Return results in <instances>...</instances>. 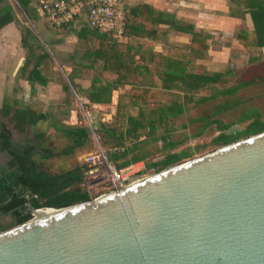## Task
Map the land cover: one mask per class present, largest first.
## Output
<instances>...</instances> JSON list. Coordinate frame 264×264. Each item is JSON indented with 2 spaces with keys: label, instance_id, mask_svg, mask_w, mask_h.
Masks as SVG:
<instances>
[{
  "label": "trees",
  "instance_id": "trees-1",
  "mask_svg": "<svg viewBox=\"0 0 264 264\" xmlns=\"http://www.w3.org/2000/svg\"><path fill=\"white\" fill-rule=\"evenodd\" d=\"M34 1L18 0L25 16L39 23L40 19L45 18ZM248 7L254 23L256 42L250 46L245 38L246 31H241L238 38L249 52L260 54L264 49V3ZM150 8L141 5L134 11H128L126 42H117L111 35L92 29L86 23H71L60 28L53 26L61 35L74 34L78 38L69 80L72 84L77 81L90 82L87 99L91 104L109 105L113 91L130 87L127 92L121 91L119 95L116 123L99 124L97 127V132L106 135L105 146L111 145L113 149L108 159L117 170L144 162L152 154H139L140 144L144 143L141 137L145 129H148L150 136L156 135L160 122L184 113L182 96L172 92L174 89L185 92V100L188 102L192 100V93L223 81L228 74L211 73L208 66L201 62L207 59L214 44L206 30L196 32L194 25L182 23L175 18L164 19L162 13ZM9 24H14L20 31L22 46L26 50L25 63L21 69L22 79L33 85L46 86L50 79L45 75L43 67L51 60V54L34 30L18 18L9 0H0V30ZM161 24L169 26L163 28ZM174 31L191 35L190 42L172 40ZM145 38L162 43L167 52L157 53L153 47H145ZM251 60H256V57L253 55ZM63 88L69 90L68 85H63ZM233 91L215 93L213 96L230 95ZM4 111L5 115H11L16 128L21 131L40 121L50 120L56 131L73 142L72 147L59 155H72L76 148L83 147L90 139V128L69 126L57 120L58 115L70 114L69 104L50 106L47 112L40 113L29 107L17 106H5ZM254 115L249 118L252 120L243 132L233 135L221 132L215 138V144L225 146L264 131V120L260 113ZM168 136L163 135L162 139L167 142ZM176 145L165 144V148H174ZM39 148V145L14 143L10 130L2 127L0 152H7L11 160L9 168L0 167V215H12L17 225L32 218L30 211L26 213L28 203L35 209H61L92 200L91 194L84 187L85 173L88 171L85 166L54 174L44 165V161L54 156L53 152ZM191 157L193 154L188 151L168 153L160 161L147 163V168L160 172Z\"/></svg>",
  "mask_w": 264,
  "mask_h": 264
},
{
  "label": "water",
  "instance_id": "water-1",
  "mask_svg": "<svg viewBox=\"0 0 264 264\" xmlns=\"http://www.w3.org/2000/svg\"><path fill=\"white\" fill-rule=\"evenodd\" d=\"M29 207L0 233V264H264V131L96 199Z\"/></svg>",
  "mask_w": 264,
  "mask_h": 264
},
{
  "label": "rangeland",
  "instance_id": "rangeland-1",
  "mask_svg": "<svg viewBox=\"0 0 264 264\" xmlns=\"http://www.w3.org/2000/svg\"><path fill=\"white\" fill-rule=\"evenodd\" d=\"M9 2L12 4L18 18L28 27H32L34 22L25 16L18 0H9ZM40 22L50 30L52 35V40L48 42L42 33L38 34L51 54V60L44 64L43 71L46 76L54 80L55 84L69 86L64 104L71 106L70 114L68 116L58 115L57 120L69 126H86L90 128V139L83 147L76 148L72 155H59L62 151L72 147L73 142L56 131L50 120L40 121L38 124L27 126L25 130L21 131L16 128L11 116H3V118L0 116V130L3 126L8 128L14 143L39 145L42 149L52 151L54 156L44 161V165L46 169L54 174L72 170L77 166H85L88 171L85 173L84 187L91 194L92 199H96L114 190L111 181V169L115 165L111 164L108 159L109 153L113 149L111 145L105 146L104 138L106 135L97 132V127L99 124L116 123L115 115L119 99L116 94L112 93V102L109 105H98L97 108H94L92 104L88 103V88L83 89L85 90L83 91L77 83L72 84L69 80V69L64 68L69 63L71 67H74L73 53L78 42L77 36L61 35L56 28L48 24V21L45 22L40 19ZM226 25L227 29H230L231 26ZM223 31L220 33L221 37L224 36ZM238 35L239 32L234 31L228 35L230 40L220 41L223 48L231 46L229 48L232 49V56L227 57L225 60L221 56L208 63L211 73L223 72L226 69L225 73L228 74L224 77V80L192 93V100L188 102L185 100V92H181L178 88L174 89L172 92L182 96L181 104L184 105V113L160 122L156 135L150 136L148 129L144 130V135L141 137L144 143L140 144L141 151L139 154L147 152L152 154L141 163L142 165L138 166L135 172L140 173L134 177V181L158 173L154 169L147 168V163L160 161L168 153L188 151L193 154V157L182 162L187 161L221 148L222 146L215 144V138L221 132L231 135L243 132L252 120L249 118H253L256 112H259L264 120V53L259 54L256 52L253 54L249 52L247 47L245 50L240 51L237 46L242 45V43L237 42L239 41ZM73 37L75 39H72ZM249 40L250 44L254 46V35L249 34ZM235 49L236 51H234ZM165 51L167 52V50ZM253 55L256 60H251ZM129 88L122 87V92H127ZM229 90L235 91L230 95L213 96L215 93ZM40 109L44 110L45 108ZM48 109H46V112ZM216 122L221 123L217 124ZM226 126L230 127L226 128ZM41 134H44L43 137L40 136ZM167 134L169 136L167 142H165L162 137ZM169 143H176L177 145L174 148H165V144ZM129 145H131V142H129ZM41 148L39 149L42 150ZM91 155L100 156V162L97 160L95 165L89 163L87 160ZM101 155L102 157L105 156L107 160L102 158ZM10 160L11 157L7 152H0L1 166L9 165ZM16 226L17 223L11 215H3L0 218V233Z\"/></svg>",
  "mask_w": 264,
  "mask_h": 264
},
{
  "label": "crops",
  "instance_id": "crops-1",
  "mask_svg": "<svg viewBox=\"0 0 264 264\" xmlns=\"http://www.w3.org/2000/svg\"><path fill=\"white\" fill-rule=\"evenodd\" d=\"M263 3L264 0H125L127 10L130 12L131 10L134 11L141 5H147L148 7H151V10L156 11L157 13H162L164 19L168 20L175 18L182 23L194 25L196 32L206 30L212 36L214 41L207 59L201 61L207 66L208 63L212 62L215 58L217 59L218 57L223 56L222 59L225 60L227 57L229 58L233 55L232 49L229 48L231 46L223 48L220 45V41L230 40V36H228L229 33H233L234 31H238L239 33L241 31H246L247 36H245V38L247 42L250 44L249 34L254 35L256 42L254 23L248 6ZM43 20L47 22L45 19ZM226 24L231 26L230 29H227ZM44 26L41 22H34L32 25L33 28H31L35 33L37 32V35L42 33L44 38L50 42L52 40V35L50 30ZM160 26L166 28L169 25L161 24ZM221 31H223V37H221ZM72 36H74V34H72ZM171 38L177 42L189 43L191 35L184 32L174 31ZM72 39L75 38L73 37ZM237 42L241 43L240 40ZM143 44L145 47H153L154 52L166 53V46L162 43H156L145 38ZM244 46L245 45L242 44L237 46V48L240 51H243V49H246V46ZM234 51H236V49ZM25 53L26 52L22 46L21 34L14 24H9L0 30L1 118L7 116L4 113L5 106H17L21 108L29 107L33 111L40 113L46 112V109L50 106L64 104L67 98L63 85L55 84L51 77L47 76L50 80L46 86L39 84L33 85L29 81L22 79L21 69L25 63ZM64 68L67 70L69 69V74H72L73 67H71L70 63L64 66ZM225 71L226 69L221 73H224ZM76 83L81 86V90L90 87V82L87 81H77ZM125 88H128V86ZM118 91L121 92L122 87L119 88V90L113 91L119 99L120 93ZM40 108L45 109L43 110Z\"/></svg>",
  "mask_w": 264,
  "mask_h": 264
},
{
  "label": "built area",
  "instance_id": "built-area-1",
  "mask_svg": "<svg viewBox=\"0 0 264 264\" xmlns=\"http://www.w3.org/2000/svg\"><path fill=\"white\" fill-rule=\"evenodd\" d=\"M36 8L52 26L60 28L71 23H86L92 29L111 35L117 42H126L125 28L127 23V7L125 0H35ZM88 103L90 101L88 100ZM91 104V103H90ZM94 108L98 105L92 104ZM92 128V127H91ZM92 131L93 128H92ZM102 157V155H101ZM105 160L106 157L103 156ZM100 156L91 155L88 162H100ZM142 162L117 170L112 168L111 181L114 191L133 184L134 177L140 172H135Z\"/></svg>",
  "mask_w": 264,
  "mask_h": 264
},
{
  "label": "flooded vegetation",
  "instance_id": "flooded-vegetation-1",
  "mask_svg": "<svg viewBox=\"0 0 264 264\" xmlns=\"http://www.w3.org/2000/svg\"><path fill=\"white\" fill-rule=\"evenodd\" d=\"M0 167H2V168H9V165H7V166H1L0 165ZM29 204L30 203H28L27 204V209H26V213L28 212V211H30L31 212V209H30V207H29ZM3 215H0V218L2 217ZM5 216V215H4ZM12 216V215H11ZM12 218L14 219V217L12 216ZM15 220V219H14Z\"/></svg>",
  "mask_w": 264,
  "mask_h": 264
},
{
  "label": "bare ground",
  "instance_id": "bare-ground-1",
  "mask_svg": "<svg viewBox=\"0 0 264 264\" xmlns=\"http://www.w3.org/2000/svg\"><path fill=\"white\" fill-rule=\"evenodd\" d=\"M137 182V181H136ZM135 182V183H136ZM39 212H43L44 214H49L50 212H52L51 210H47V211H39ZM39 215H41V214H39Z\"/></svg>",
  "mask_w": 264,
  "mask_h": 264
}]
</instances>
